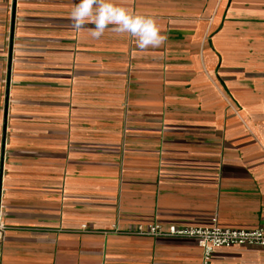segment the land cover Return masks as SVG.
Instances as JSON below:
<instances>
[{"label": "crops", "instance_id": "crops-1", "mask_svg": "<svg viewBox=\"0 0 264 264\" xmlns=\"http://www.w3.org/2000/svg\"><path fill=\"white\" fill-rule=\"evenodd\" d=\"M116 2L165 45L77 32L79 0H0V264H200L137 225L264 231V0Z\"/></svg>", "mask_w": 264, "mask_h": 264}, {"label": "clouds", "instance_id": "clouds-1", "mask_svg": "<svg viewBox=\"0 0 264 264\" xmlns=\"http://www.w3.org/2000/svg\"><path fill=\"white\" fill-rule=\"evenodd\" d=\"M70 20L77 32L86 30L91 38L97 40L106 31L127 34L141 50L162 47L168 39L161 34L154 17L137 14L116 0H79L70 11Z\"/></svg>", "mask_w": 264, "mask_h": 264}, {"label": "built area", "instance_id": "built-area-1", "mask_svg": "<svg viewBox=\"0 0 264 264\" xmlns=\"http://www.w3.org/2000/svg\"><path fill=\"white\" fill-rule=\"evenodd\" d=\"M206 227H177L160 223L138 224L136 234L141 236H165L193 238L201 250L200 264H210L216 249L232 246H258L264 248V231L260 228L242 229L220 226L213 218ZM114 228V225H112Z\"/></svg>", "mask_w": 264, "mask_h": 264}, {"label": "water", "instance_id": "water-1", "mask_svg": "<svg viewBox=\"0 0 264 264\" xmlns=\"http://www.w3.org/2000/svg\"><path fill=\"white\" fill-rule=\"evenodd\" d=\"M11 40H12V33L10 35V44H11ZM8 62L10 63V57H9V61Z\"/></svg>", "mask_w": 264, "mask_h": 264}]
</instances>
